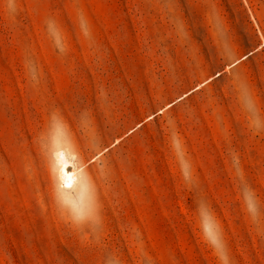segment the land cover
Segmentation results:
<instances>
[{
    "label": "rangeland",
    "instance_id": "obj_1",
    "mask_svg": "<svg viewBox=\"0 0 264 264\" xmlns=\"http://www.w3.org/2000/svg\"><path fill=\"white\" fill-rule=\"evenodd\" d=\"M0 264H264V0H0Z\"/></svg>",
    "mask_w": 264,
    "mask_h": 264
},
{
    "label": "bare ground",
    "instance_id": "obj_2",
    "mask_svg": "<svg viewBox=\"0 0 264 264\" xmlns=\"http://www.w3.org/2000/svg\"><path fill=\"white\" fill-rule=\"evenodd\" d=\"M59 157V170L58 175L61 179V183L67 184V186L64 187H71L75 181V171L73 169V165L70 163V161L67 159L66 154L64 152L58 153Z\"/></svg>",
    "mask_w": 264,
    "mask_h": 264
}]
</instances>
